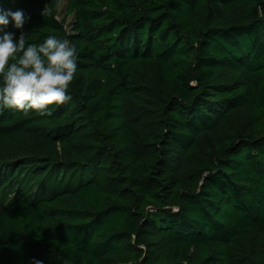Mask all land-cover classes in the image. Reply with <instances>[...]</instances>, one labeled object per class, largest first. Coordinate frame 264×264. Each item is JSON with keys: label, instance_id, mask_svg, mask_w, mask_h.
<instances>
[{"label": "trees", "instance_id": "1", "mask_svg": "<svg viewBox=\"0 0 264 264\" xmlns=\"http://www.w3.org/2000/svg\"><path fill=\"white\" fill-rule=\"evenodd\" d=\"M58 1L0 0L79 51L0 113V264H264V0Z\"/></svg>", "mask_w": 264, "mask_h": 264}, {"label": "clouds", "instance_id": "2", "mask_svg": "<svg viewBox=\"0 0 264 264\" xmlns=\"http://www.w3.org/2000/svg\"><path fill=\"white\" fill-rule=\"evenodd\" d=\"M31 20L23 9L0 8V113L15 110L25 116L51 117L54 108L72 100L70 88L77 78L79 51L67 38L49 35L29 43L24 32ZM9 24L16 31H3ZM34 264H43L35 260Z\"/></svg>", "mask_w": 264, "mask_h": 264}, {"label": "rangeland", "instance_id": "3", "mask_svg": "<svg viewBox=\"0 0 264 264\" xmlns=\"http://www.w3.org/2000/svg\"><path fill=\"white\" fill-rule=\"evenodd\" d=\"M58 3H59L58 18L64 22L65 26L69 27L74 16L73 15H70V16L67 15V11H66L67 1L66 0H59Z\"/></svg>", "mask_w": 264, "mask_h": 264}]
</instances>
